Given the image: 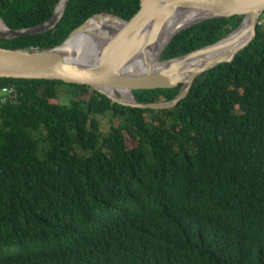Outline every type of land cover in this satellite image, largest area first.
<instances>
[{
    "label": "trees",
    "instance_id": "obj_1",
    "mask_svg": "<svg viewBox=\"0 0 264 264\" xmlns=\"http://www.w3.org/2000/svg\"><path fill=\"white\" fill-rule=\"evenodd\" d=\"M60 2L0 0V19L32 29ZM140 10L141 0H71L53 29L0 47L55 48L96 16L130 21ZM190 19L157 38L150 66ZM244 19L185 29L161 60L216 44ZM119 23L97 21L92 33ZM3 87L17 97L0 102V264H264V17L256 40L198 78L177 108L125 107L59 80L0 78ZM183 87L133 94L169 102Z\"/></svg>",
    "mask_w": 264,
    "mask_h": 264
},
{
    "label": "water",
    "instance_id": "obj_2",
    "mask_svg": "<svg viewBox=\"0 0 264 264\" xmlns=\"http://www.w3.org/2000/svg\"><path fill=\"white\" fill-rule=\"evenodd\" d=\"M71 0H65L62 13L45 24L25 30H11L4 23L5 33L0 38H17L41 34L53 29L63 18ZM199 13L205 18L183 26L169 39L158 56L160 67L153 65L134 72L142 58L148 59L146 49L161 36L171 23L183 17ZM244 16L242 25L216 44L196 50L188 55L162 61L161 57L173 39L185 29L205 20ZM110 17L119 20L124 27L115 31L113 37L94 53L88 61L82 54H75V40L86 31L90 21L75 30L61 46L44 50L5 49L0 47V78L28 80H59L68 84L85 85L105 95L113 103L125 107L169 110L177 108L186 100L198 78L225 63H233L238 54L246 50L258 36V26L264 17V0H141L140 12L130 21L116 15L105 14L94 17ZM250 31L246 39H241ZM214 55L202 64L186 69L184 63L193 59ZM148 62L151 61L149 60ZM184 83L181 93L172 101L149 103L137 102L133 91L142 88H174ZM122 91H129L132 100L122 98Z\"/></svg>",
    "mask_w": 264,
    "mask_h": 264
},
{
    "label": "bare ground",
    "instance_id": "obj_3",
    "mask_svg": "<svg viewBox=\"0 0 264 264\" xmlns=\"http://www.w3.org/2000/svg\"><path fill=\"white\" fill-rule=\"evenodd\" d=\"M65 4V0H63L62 4L58 7V15H60L62 13L63 7ZM207 15L205 14H199V13H191L183 18H191L190 21L191 23H194L196 21H199L203 18H205ZM103 19H111L114 20L110 17H104V18H98L96 20H94L93 22L89 23L86 31L84 33H82L76 40H75V44L76 47L74 48V50H72L75 54H82L84 56H86L88 59V61H90L92 59L94 53H99V51L101 50L102 46L108 41L110 40L115 31H119L124 27V24H120V28H109V30H107V33H92V32H97V31H101V30H93V24L97 21H101ZM119 21V20H118ZM6 30V28H5ZM0 33H5V31L0 29ZM250 34V31H248L247 33H245L243 36H241V39H246ZM159 36L157 35H153L152 37H150L149 39L151 40H155L154 42H152L151 44H149V47L146 49V52L148 53V59L142 58V60L140 61V63L138 64V66L133 68L134 72H139L142 71V69L149 67V60H151L149 54L152 50V48L155 45V42L157 40ZM214 55H209L203 58H198V59H193L191 61H188L186 63H184V67L186 69H190L193 67H196L200 64H202L203 62H205L206 60L210 59L211 57H213ZM153 66L155 67H160L158 64V61L156 64H154ZM126 100V99H125ZM132 100V99H131ZM130 100V101H131ZM128 101V100H127Z\"/></svg>",
    "mask_w": 264,
    "mask_h": 264
},
{
    "label": "built area",
    "instance_id": "obj_4",
    "mask_svg": "<svg viewBox=\"0 0 264 264\" xmlns=\"http://www.w3.org/2000/svg\"><path fill=\"white\" fill-rule=\"evenodd\" d=\"M16 90L14 87L0 88V102L13 103L16 100Z\"/></svg>",
    "mask_w": 264,
    "mask_h": 264
},
{
    "label": "rangeland",
    "instance_id": "obj_5",
    "mask_svg": "<svg viewBox=\"0 0 264 264\" xmlns=\"http://www.w3.org/2000/svg\"><path fill=\"white\" fill-rule=\"evenodd\" d=\"M110 116L108 115L107 118L102 120V129L104 132H108L109 131V127H110Z\"/></svg>",
    "mask_w": 264,
    "mask_h": 264
}]
</instances>
